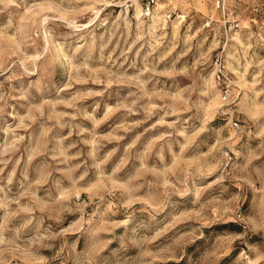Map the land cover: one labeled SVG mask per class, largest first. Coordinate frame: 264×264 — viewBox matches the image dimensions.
<instances>
[{"label":"rangeland","instance_id":"rangeland-1","mask_svg":"<svg viewBox=\"0 0 264 264\" xmlns=\"http://www.w3.org/2000/svg\"><path fill=\"white\" fill-rule=\"evenodd\" d=\"M0 264H264V0H0Z\"/></svg>","mask_w":264,"mask_h":264}]
</instances>
